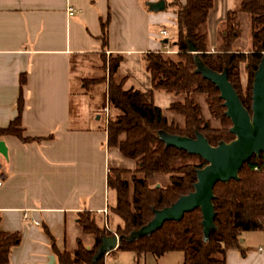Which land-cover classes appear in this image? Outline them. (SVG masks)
I'll return each mask as SVG.
<instances>
[{"label":"crops","instance_id":"0c3cea01","mask_svg":"<svg viewBox=\"0 0 264 264\" xmlns=\"http://www.w3.org/2000/svg\"><path fill=\"white\" fill-rule=\"evenodd\" d=\"M157 1L0 0V129L17 118L22 96L23 134L43 139H0L7 149V156L0 153V229L21 238L9 264H60L50 235L60 252L74 254L79 243L92 247L94 237L78 224L82 213H92L101 228L107 219L113 233L122 224L112 211L116 194L108 187L109 169L122 159L107 145L102 105L94 103L102 84L92 82L104 77L105 57L120 55L125 89H153L146 55L177 53L162 44L163 30L155 31L161 17L148 3ZM238 6L239 0H214L207 21L211 49ZM238 42H251V34ZM244 242L241 238L240 249L227 253V264H264L263 246L243 247Z\"/></svg>","mask_w":264,"mask_h":264},{"label":"trees","instance_id":"16d2710c","mask_svg":"<svg viewBox=\"0 0 264 264\" xmlns=\"http://www.w3.org/2000/svg\"><path fill=\"white\" fill-rule=\"evenodd\" d=\"M176 8L178 39L173 47L176 54L164 52L149 53L145 57L146 69L151 75L152 90L125 89L124 81L117 82L122 56L116 55L109 64V84L104 97L103 109L114 114L106 124L108 147L118 149L126 158L136 160L138 167L129 178L126 170L111 167L108 173V187L116 194L112 211L121 220L115 233L122 237L117 251H131L138 258L147 254L162 257L170 252H182V264H227V253L240 249V236L244 232H264V154L254 156L240 172L239 181L219 183L215 187L214 206L217 229L205 242L203 215L201 210L187 214L181 222H167L152 236L133 242L126 240L134 231L140 230L154 218L155 210L171 206L181 196L194 190L196 171L207 165L198 156L189 155L176 148H167L158 137L161 131L183 137L194 138L203 134L212 146L219 142H231L232 122L226 116L220 91L211 82L196 73V57L216 72L228 70L229 80L239 94L244 106L251 112L252 88L255 73L264 57V0H239L238 9L231 11L228 20L220 30V41L212 49L208 42L207 21L214 6V0H170L167 3ZM240 14H247L251 22V50L245 53L235 48L242 36ZM103 47H108V24L102 25ZM193 45L198 55L190 51ZM245 65L247 86L241 84V65ZM26 77H22L24 84ZM154 91H163L175 96L184 95L185 101L174 102L169 110L184 117V126L169 122L163 109L155 102ZM197 94L207 96L213 116L222 123L221 129L212 128L205 122L200 105L195 101ZM23 98L19 100V114L6 129H0V139L14 135L24 143L41 142L43 139L25 137L21 129ZM52 137V136H51ZM50 137V138H51ZM197 160L198 163H193ZM159 175H167V187L151 185ZM78 224L83 232L92 235L95 243L86 247L79 243L74 254L60 252L54 238L52 247L60 264H106L105 258L95 260L105 237L113 236L101 228L90 212L79 215ZM18 234L0 229V264H9L14 247L20 244Z\"/></svg>","mask_w":264,"mask_h":264},{"label":"water","instance_id":"95a60500","mask_svg":"<svg viewBox=\"0 0 264 264\" xmlns=\"http://www.w3.org/2000/svg\"><path fill=\"white\" fill-rule=\"evenodd\" d=\"M165 8V0L149 4L150 11H163ZM165 43H168V40ZM190 51L198 55L193 45ZM196 67V73L214 84L220 91L226 116L232 122L230 132L235 139L231 142L221 141L217 146H212L209 140L199 132L194 138L159 132L158 137L167 148H176L189 155L198 156L207 162V165L196 171L197 182L191 193L181 196L167 208L155 210L152 221L126 238L129 242L152 236L167 222H181L187 214L196 210L202 212L204 240L208 242L212 232L217 229L214 206L216 185L239 181L240 172L245 164L254 156L259 157L264 154V57L254 77L251 112L244 106L230 82L227 69L216 72L208 68L199 56L196 57ZM0 153L7 156L3 141H0ZM122 240V237L116 235L105 237L95 260L105 258L109 253L117 250Z\"/></svg>","mask_w":264,"mask_h":264},{"label":"rangeland","instance_id":"374dc122","mask_svg":"<svg viewBox=\"0 0 264 264\" xmlns=\"http://www.w3.org/2000/svg\"><path fill=\"white\" fill-rule=\"evenodd\" d=\"M161 1V0H159ZM157 1V2H159ZM155 2V3H157ZM167 3H170V0H167ZM148 3V7H149ZM155 14H158L161 17V21L158 25H156L155 27V31L157 34L160 33L161 30H166L169 34V37H164L163 35H161L162 37V44H167L170 48H173L174 43L177 41L178 39V26H177V20H176V8L170 6L169 4L166 5V8L163 11H151ZM241 20L240 21V25L242 26V40L243 42L246 40H249V36L251 34V22L250 18L248 17L247 14H240ZM239 15V16H240ZM168 40V43H165V41ZM235 48L237 50H241L245 53H248L249 50H251L252 46H251V42L248 43H239L235 45ZM211 52L213 53L214 51ZM114 58L115 56H111V57H105L104 58V66H103V72H104V77L101 78L100 80H95L92 83L93 84H102V86H100L99 91L95 94H97V98L95 99L94 103L99 104L100 106L102 105V110H99L100 116H101V122H105L106 120V115L107 113L105 112V109H103V103L105 100V96L107 95V91H108V84H109V64L111 59ZM123 61V60H122ZM122 63V62H121ZM241 84L242 87L245 89L247 86V82H248V76L247 73L245 72V65H241ZM127 71L126 68H124L123 70H121L116 76H115V80L117 82H121L120 78L121 76L124 74V72ZM87 84H89V82H87ZM104 85V86H103ZM157 96L155 97V102L156 105L158 107H160L161 109H163L164 114L168 117L169 122L174 123L175 125L184 126L185 123V119L182 115L169 110L168 107H170V105L174 102H184L185 101V96L184 95H179V96H175L173 94H169L163 91H157ZM195 101L200 105L201 110H202V116L205 122H208L212 128L215 129H221L222 128V123L220 120L216 119L209 107V104L207 102V96L204 94H197L195 96H193ZM114 114V112H112L111 110L109 111V115L110 117ZM116 154H120L121 157V162H118L111 166V167H115V168H119L121 170H126L129 173H127L126 177H130L132 176V174L135 172V170L138 167L137 161L136 160H132V159H128L126 157H124L119 150L117 149ZM193 163L197 164L198 161L194 160ZM170 177L167 175H159L157 176L154 180L151 181V185H160L163 187H167L170 184ZM115 195L113 194L111 199L112 201L114 200ZM264 236L263 231H253V232H244L241 234L240 236V240L241 238L243 240H245V242L243 243V247L246 246H250V247H254V248H258L259 245H262L264 248V243L262 242V238ZM184 254L182 252H170L165 254L162 257H156L152 254H147L144 255L142 257L137 256L136 253L131 252V251H115L112 252L111 255L109 254L108 256H106L105 258V263L106 264H182L184 262Z\"/></svg>","mask_w":264,"mask_h":264},{"label":"built area","instance_id":"2783aa9c","mask_svg":"<svg viewBox=\"0 0 264 264\" xmlns=\"http://www.w3.org/2000/svg\"><path fill=\"white\" fill-rule=\"evenodd\" d=\"M68 13H69V15L70 16H73L74 14H75V9L74 8H69L68 9ZM161 35H163L164 37H169V34H168V32L166 31V30H163L162 32H161ZM168 53H172V52H170V51H168ZM105 112L107 113V115H106V122L108 123V121H109V117H110V115H109V108H105ZM2 181L0 180V187L2 186ZM105 212V214L107 213V210H105L104 211ZM104 228L106 229V230H108L109 232H112L111 231V228H110V226H109V224H108V220L106 219L105 220V225H104ZM114 235H116L117 237H119L116 233H114ZM110 254V253H109ZM108 254V255H109ZM107 255V256H108Z\"/></svg>","mask_w":264,"mask_h":264}]
</instances>
